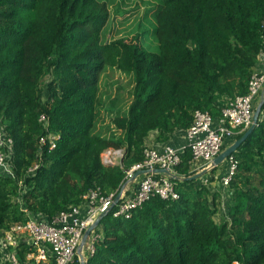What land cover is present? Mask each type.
<instances>
[{
  "label": "trees",
  "instance_id": "obj_1",
  "mask_svg": "<svg viewBox=\"0 0 264 264\" xmlns=\"http://www.w3.org/2000/svg\"><path fill=\"white\" fill-rule=\"evenodd\" d=\"M154 2L148 10L154 23L141 34L154 37L157 51L141 45L140 33L104 38L110 14L102 0H0V115L30 213L49 220L91 189H117L124 173L102 164L104 150L123 149L129 167L142 160L150 132L166 141L190 127L195 110L217 119L246 94L264 51V0ZM106 69L133 83L126 112L111 119L120 134L108 137L94 131ZM41 115L59 138L54 149L43 147L41 165L25 176L46 134ZM231 156L238 165L229 220L214 221L217 194L192 179L185 149L174 179L179 198L152 197L129 219L114 217L112 207L97 226L101 237L86 264H264V119ZM17 195V180L0 175V236L26 220L13 201Z\"/></svg>",
  "mask_w": 264,
  "mask_h": 264
},
{
  "label": "built area",
  "instance_id": "obj_2",
  "mask_svg": "<svg viewBox=\"0 0 264 264\" xmlns=\"http://www.w3.org/2000/svg\"><path fill=\"white\" fill-rule=\"evenodd\" d=\"M262 100L259 119H264V51L260 52L247 85V92L230 101L217 119H212L205 111L193 112L192 124L184 130V144L180 148L163 145L159 149L145 148L142 160L129 167L124 166L123 149H106L101 154L104 166H118L124 173L123 180L117 189L107 193L99 187L89 190L81 202L65 211L59 212L47 220L40 214L30 213L23 205V195L27 188L22 179L15 174L13 163V143L6 133V125L0 115V175L17 180L18 195L13 201L24 212V222L12 223L0 236V264H86L87 258L95 251V244L100 240L96 233L97 226L89 233L81 245L85 231L97 219L108 213L114 203L113 216L129 219L132 211L140 208L152 197L164 201H175L179 198L174 182L178 178L176 168L181 163V154L185 149L191 153L190 171L199 173L211 171L213 159L226 147L225 141L246 131L252 124L254 102ZM46 134L37 142L38 159L25 172L32 176L41 165L42 149L56 147L58 135L48 131V119L41 115L38 119ZM233 143V142H232ZM227 169L215 176L218 188V210L229 220L225 207L232 204L231 180L236 174L238 162L230 155L226 160ZM155 170L167 171V174ZM137 172H141L136 175ZM202 184L211 186L209 178L203 177ZM214 183V182H212ZM228 203V204H227ZM113 206V207H114ZM217 210V212H218ZM102 219V218H101ZM25 248L24 262L18 257L19 251ZM236 264V263H235Z\"/></svg>",
  "mask_w": 264,
  "mask_h": 264
},
{
  "label": "rangeland",
  "instance_id": "obj_3",
  "mask_svg": "<svg viewBox=\"0 0 264 264\" xmlns=\"http://www.w3.org/2000/svg\"><path fill=\"white\" fill-rule=\"evenodd\" d=\"M107 4L110 18L103 30V37L106 39L126 38L130 39L134 34L140 33V42L149 51H157V42L153 36L141 34L143 30L150 29L154 23L151 13L148 11L155 4L154 0H102ZM48 78L46 77L44 83ZM131 77L116 71L106 69L99 83L98 97L101 104L98 105V116L94 131L103 136L110 134L119 135L111 123V119L116 112H126L128 103L131 100L132 90ZM46 97H43L45 100ZM257 102H255L256 104ZM254 104V105H255ZM254 107V106H253ZM227 147V146H226ZM222 163L220 167L223 166ZM212 172V171H210ZM200 173V172H199ZM197 174V173H196ZM202 180V178H200ZM212 179V180H211ZM209 182L217 183L214 177L209 178ZM218 210L219 201L215 200ZM228 204V203H227ZM228 211V207H225ZM214 221L218 223L226 219L224 214H215Z\"/></svg>",
  "mask_w": 264,
  "mask_h": 264
},
{
  "label": "crops",
  "instance_id": "obj_4",
  "mask_svg": "<svg viewBox=\"0 0 264 264\" xmlns=\"http://www.w3.org/2000/svg\"><path fill=\"white\" fill-rule=\"evenodd\" d=\"M260 101H262L260 98L258 99V100H256L255 102H257L256 104H255V102H254V107L256 108L257 107V105L260 103ZM254 108V109H255ZM254 109H253V111H254ZM261 110H262V108H261ZM261 112V111H260ZM259 116H260V114H259ZM157 132H155V131H153V132H150L149 133V135L146 137V139H145V147L146 148H154V149H159L161 146H163V145H170V146H172V147H174V148H180L181 146H183V144H184V139H183V135H184V132L183 131H179V132H175L172 136H170L169 137V139L168 140H166V141H158L157 140ZM233 141H235V137H233V138H230V139H227L226 141H225V144H226V146H229ZM222 165V164H221ZM221 165H219V167L213 172V173H211L210 171L209 172H206L205 174H203L201 177H199V178H203V177H206L207 176V178H211V177H214L215 178V176L216 175H218V174H223L225 171H226V169H227V163L225 162L224 164H223V166L222 167H220ZM217 185V183H211V186L208 188L212 193H216L217 194V201H219V199H220V197H219V194H218V188L217 187H214V186H216ZM219 203H220V201H219ZM219 213H221V212H219V210H218V212H216V214H219ZM222 214V213H221ZM31 262H33V261H31ZM34 264V263H33ZM44 264H52L51 263V261L49 260L48 262H46V263H44Z\"/></svg>",
  "mask_w": 264,
  "mask_h": 264
},
{
  "label": "water",
  "instance_id": "obj_5",
  "mask_svg": "<svg viewBox=\"0 0 264 264\" xmlns=\"http://www.w3.org/2000/svg\"><path fill=\"white\" fill-rule=\"evenodd\" d=\"M261 107H262V101H260V103L257 105V107L254 109L253 111V117H252V124L250 125V127L248 129H246V131L241 135V137L235 141H233V143H231L229 146L225 147L214 159H213V167H218L219 165H221L233 152L237 151L238 147L240 146V144L248 137V135L251 134V132L253 131L255 125L257 124L258 118H259V114L261 111ZM155 172L157 173H164L167 174V171L164 170H155ZM141 172H137L136 175L140 174ZM206 173V170L201 171L200 173L195 174L194 176H192V179H198L199 177H201L203 174ZM119 198V194L115 197L114 199V203L110 206V208L108 209V211H110L112 209V207L116 204L117 200ZM102 217H100L99 219H97L95 221V223L90 226L84 233L81 245L84 244L85 240L87 239L89 233L93 230L94 227H96Z\"/></svg>",
  "mask_w": 264,
  "mask_h": 264
}]
</instances>
